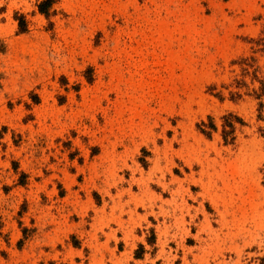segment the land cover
Masks as SVG:
<instances>
[{
  "label": "rangeland",
  "instance_id": "1",
  "mask_svg": "<svg viewBox=\"0 0 264 264\" xmlns=\"http://www.w3.org/2000/svg\"><path fill=\"white\" fill-rule=\"evenodd\" d=\"M41 1L0 0V264H264V0Z\"/></svg>",
  "mask_w": 264,
  "mask_h": 264
},
{
  "label": "trees",
  "instance_id": "2",
  "mask_svg": "<svg viewBox=\"0 0 264 264\" xmlns=\"http://www.w3.org/2000/svg\"><path fill=\"white\" fill-rule=\"evenodd\" d=\"M51 1L52 0H43L41 1L39 4H38V11L39 13L45 15V16H48V12H49V8H50V5H51ZM16 20H18V29L20 32H25L27 30V25H26V21L24 20V17L23 16H19V18L17 17ZM237 118V117H235ZM237 120H240V119H237ZM210 126V129H215V126L213 123H210L209 124ZM225 126H229L230 127V132H232L233 130V123L232 122H228L227 124H224V127ZM201 132H203L204 134H207L209 135V132L206 131L205 129H200ZM223 138L224 140H226V133L224 131L223 133Z\"/></svg>",
  "mask_w": 264,
  "mask_h": 264
}]
</instances>
